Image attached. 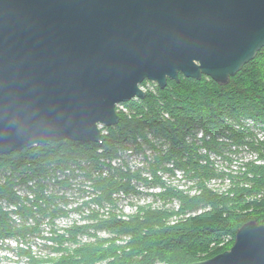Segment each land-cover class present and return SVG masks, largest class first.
Wrapping results in <instances>:
<instances>
[{
	"label": "trees",
	"instance_id": "obj_1",
	"mask_svg": "<svg viewBox=\"0 0 264 264\" xmlns=\"http://www.w3.org/2000/svg\"><path fill=\"white\" fill-rule=\"evenodd\" d=\"M124 107L101 144L62 141L0 156V252L12 241L25 252L30 234L40 228L34 221L50 218L56 225L62 215L71 220L65 230L72 238L54 233L52 246L66 250L63 245L71 240L67 258L77 264H193L228 251L246 223L264 225V49L226 85L180 75L179 83L169 80L164 90ZM130 151L144 155L152 180L143 179V169H132L125 155ZM212 154L229 166L237 158L236 169L219 172ZM58 168L85 179L77 187L89 182V196L75 209L81 221L56 209L53 195H45L48 173ZM175 170L188 188L172 187L158 175ZM214 180L228 182L227 187L214 189ZM33 182L36 198L18 194L19 185ZM141 182L166 187L152 194L164 203L131 204L135 211L127 214L121 195L139 194ZM59 199L66 203L75 197ZM174 202L177 207L167 208ZM83 236L90 241L78 242Z\"/></svg>",
	"mask_w": 264,
	"mask_h": 264
},
{
	"label": "water",
	"instance_id": "obj_2",
	"mask_svg": "<svg viewBox=\"0 0 264 264\" xmlns=\"http://www.w3.org/2000/svg\"><path fill=\"white\" fill-rule=\"evenodd\" d=\"M263 49L264 0H0V156L98 144L145 81L226 85ZM193 264H264V225Z\"/></svg>",
	"mask_w": 264,
	"mask_h": 264
},
{
	"label": "rangeland",
	"instance_id": "obj_3",
	"mask_svg": "<svg viewBox=\"0 0 264 264\" xmlns=\"http://www.w3.org/2000/svg\"><path fill=\"white\" fill-rule=\"evenodd\" d=\"M209 79V78H208ZM142 88L144 91L148 94L149 92H156L157 86L156 83L150 82V81H145L142 84ZM118 113L119 115L121 114L120 111H124V107L121 105H118ZM121 116V115H120ZM103 137V136H102ZM102 139V138H101ZM159 144L163 143L160 141V139L156 140ZM34 147V146H33ZM136 145L130 144V149L131 151H136ZM166 147V146H165ZM140 153V152H139ZM137 154V153H135ZM126 155V154H125ZM128 155H131L130 152H128ZM150 155V154H149ZM136 156V155H134ZM243 156L246 157H251L250 154L245 153ZM138 158V157H137ZM212 159L216 162V167L219 172H230L231 170H235V165L237 161H239L237 158L233 159V164L228 165L227 162H225L221 156H218L216 154H212ZM126 160L129 162V165L132 167L133 170H142V177L143 179H149L152 180L154 178L152 172L148 168V165L143 166L142 162L140 161V158L136 159H130L126 158ZM74 168V167H72ZM71 171L68 173H62L59 171V168L57 171L51 170L49 171V181L47 180V184L43 187L44 192L46 193L45 195H53L55 198V206L57 207L56 209H65L67 211H70L71 218H76L78 216V212L75 211L76 206L80 204L78 200H84L89 196V189L87 188L89 186V182L85 183L82 187H77L76 188L73 186L74 184L78 182H84L85 179H83L80 176L77 175H70ZM175 174H171L169 172H160L158 175L161 176V178L168 183L172 187L179 188L181 185V188L184 189L185 187H189L190 183L186 182L187 180H182L183 178V173L176 171L174 172ZM69 174V175H67ZM152 176V177H151ZM228 182H222V180H214L211 182V186L214 189H225L227 187ZM138 186V189L140 191L139 194L137 195H132L127 198H124L121 195L120 198V206L124 208L125 213H132L135 211V208L131 206V204L135 205H144L146 203H153L154 201V206L160 207L164 202H162L159 199H155V197L152 194H157L162 191H165L167 188L163 187L161 184H158L157 186H148L144 183H136ZM185 185V186H183ZM18 191L21 193V195L28 194L30 198H36L34 193L32 192V188H24L21 187L18 189ZM59 193H66L69 195L70 198L75 197L74 201L73 200H66V203L63 202V200L59 199ZM73 193H76L77 195L75 196ZM42 198L40 197L38 200H41ZM42 201L40 202V204ZM167 208L173 206L177 207V202H174L173 204L168 203ZM57 216L54 218V220L59 218V212H57ZM45 216H40V219L43 220ZM79 221H81L82 217L78 216ZM47 222H41V223H35L37 226L40 228L38 229V232L36 230L30 234L28 238V244L24 245L25 252H22L21 250V245H17V243H10V248L5 249L0 252V264H34L35 261H37L38 264H77L76 261H71L67 257L72 254L71 253V243H73L71 240H68L64 243L65 249H60L59 248H53V243H52V237H56L57 235H65L66 238H72V236H69L67 234V231L65 228L69 226L70 219L66 217H60L56 225H52L50 218L45 219ZM40 224V225H39ZM101 236H105V233H101ZM59 237V236H58ZM77 241H90V239L86 236L83 237H78ZM236 241V238L234 239V242H231V247H229V250L234 246ZM228 250V251H229ZM70 251V252H69ZM108 260H105V262H99L96 264H103L107 263Z\"/></svg>",
	"mask_w": 264,
	"mask_h": 264
},
{
	"label": "built area",
	"instance_id": "obj_4",
	"mask_svg": "<svg viewBox=\"0 0 264 264\" xmlns=\"http://www.w3.org/2000/svg\"><path fill=\"white\" fill-rule=\"evenodd\" d=\"M121 106L124 107V105H121ZM118 107H119V106H118ZM118 107H117V110H119ZM124 110H125V107H124ZM105 134H106V131H103L102 136H104ZM102 139H103V137H102ZM102 139L99 141L98 144H101V143H102ZM130 154H131V155H128V153L126 154L127 158H130V159H133V158L138 159V158H140V161L142 162V160H143V156H144L142 153H141V154H135V153H132V152L130 151ZM134 155H136V156H134ZM137 157H138V158H137ZM142 164H143V163H142ZM143 166H144V165H143ZM35 184H36V183L33 182V183H30L29 185H19V186L17 187V191H18V189L21 188V187H24V188H30V187H33ZM73 186L76 188L77 183L74 184ZM18 194L21 195V193H20L19 191H18ZM73 194H74L75 196L77 195L76 193H73ZM59 195H60V196L64 195V196L69 197V195L66 194V193H59ZM22 196L29 197L28 194H25V195H22ZM29 198H30V197H29ZM72 198H73V197H72ZM81 201H83V200H81ZM11 243H16V242H15V241H12Z\"/></svg>",
	"mask_w": 264,
	"mask_h": 264
},
{
	"label": "bare ground",
	"instance_id": "obj_5",
	"mask_svg": "<svg viewBox=\"0 0 264 264\" xmlns=\"http://www.w3.org/2000/svg\"><path fill=\"white\" fill-rule=\"evenodd\" d=\"M134 100H138V99H134ZM132 101H133V100H132ZM101 129H102L101 132L103 133V131H105L107 128H106V127H102ZM184 175H185V174H184ZM186 175H187V174H186ZM188 176H189V175H188ZM189 177H190V176H189ZM191 179H192V178H191ZM20 197H21V196H20ZM147 206H148V205H147ZM147 210H148V209H147ZM16 211H17V210H16ZM17 213H18V212H17ZM61 216H62V215H61ZM17 228H18V227H17ZM23 228H24V227H23ZM24 229H25V228H24ZM24 229H23V232L25 231ZM18 230H19V229H18ZM69 252H70V251H69ZM104 259H105V258H104Z\"/></svg>",
	"mask_w": 264,
	"mask_h": 264
}]
</instances>
